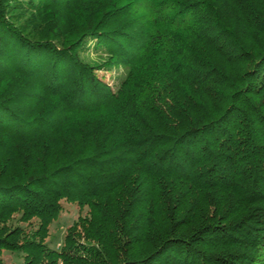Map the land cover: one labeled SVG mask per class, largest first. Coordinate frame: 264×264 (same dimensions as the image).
<instances>
[{
  "label": "trees",
  "instance_id": "1",
  "mask_svg": "<svg viewBox=\"0 0 264 264\" xmlns=\"http://www.w3.org/2000/svg\"><path fill=\"white\" fill-rule=\"evenodd\" d=\"M0 264H264V0H0Z\"/></svg>",
  "mask_w": 264,
  "mask_h": 264
},
{
  "label": "rangeland",
  "instance_id": "2",
  "mask_svg": "<svg viewBox=\"0 0 264 264\" xmlns=\"http://www.w3.org/2000/svg\"><path fill=\"white\" fill-rule=\"evenodd\" d=\"M97 55L98 54H96L93 51V49H91L90 54L88 56L91 57L92 59H96ZM97 74L100 77V79H102L104 82H106L111 86H114L116 82L115 80L123 75V70L122 69L114 70L109 73L98 72ZM77 217H78V212L77 209L74 208L72 209V211L64 213L60 217L59 221L55 222L52 225L51 246L53 248L58 249L61 246V244L64 241V237L67 232V229L73 224V222L76 220ZM4 257L7 263H13V262L19 263L21 261L20 258L15 254L5 253Z\"/></svg>",
  "mask_w": 264,
  "mask_h": 264
}]
</instances>
